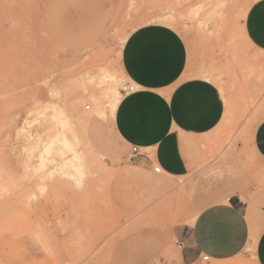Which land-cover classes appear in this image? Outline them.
Here are the masks:
<instances>
[{
  "label": "rangeland",
  "instance_id": "374dc122",
  "mask_svg": "<svg viewBox=\"0 0 264 264\" xmlns=\"http://www.w3.org/2000/svg\"><path fill=\"white\" fill-rule=\"evenodd\" d=\"M257 1L0 0V264H149L179 253L174 230L197 209L196 172L174 176L127 155L98 157L87 150L79 123L81 117L112 121L111 103L93 95L102 86L90 76L107 68L125 93L132 83L123 76L122 38L147 23L179 30L223 98L221 124L199 138L207 158L197 170L221 167L205 191L232 196L230 166L247 173L244 202L264 188V162L251 148L264 117V50L253 48L243 24ZM98 13L105 31L84 40L88 19ZM53 106L72 122L84 172H60L72 158L61 137L46 149L60 128ZM253 252L197 264H256Z\"/></svg>",
  "mask_w": 264,
  "mask_h": 264
},
{
  "label": "crops",
  "instance_id": "0c3cea01",
  "mask_svg": "<svg viewBox=\"0 0 264 264\" xmlns=\"http://www.w3.org/2000/svg\"><path fill=\"white\" fill-rule=\"evenodd\" d=\"M90 17L82 32L84 40L105 31L103 14ZM243 24L253 48L264 50V0L251 6ZM192 48L179 30L164 23L134 29L123 46L121 67L135 89L123 93L112 113L109 106L112 121L88 120L86 137L98 156H124L137 145L150 152L139 160L146 166L156 163L174 176L197 174L193 185L197 209L174 230L176 241L182 244L179 253L172 260L149 264H197L204 255L226 259L251 243L255 263L264 264V208L260 204L264 188L244 202L240 190H248L247 173L230 166L227 172L234 190L225 198L223 193L205 191L221 167L197 170L207 158L199 138L221 124L225 104L218 86L199 74L207 65L198 49L191 53ZM251 148L264 162V117L254 127ZM45 245L52 253V245L47 241Z\"/></svg>",
  "mask_w": 264,
  "mask_h": 264
},
{
  "label": "bare ground",
  "instance_id": "6f19581e",
  "mask_svg": "<svg viewBox=\"0 0 264 264\" xmlns=\"http://www.w3.org/2000/svg\"><path fill=\"white\" fill-rule=\"evenodd\" d=\"M202 6V5H201ZM200 6V7H201ZM204 6V5H203ZM202 8V7H201ZM176 9V8H175ZM200 11L199 9L194 10L193 12L197 15ZM173 12V11H172ZM143 16V15H142ZM165 16V15H164ZM163 15H153L151 16V18L153 20H162L165 21V19L169 20V16L164 17ZM148 22V21H147ZM188 24V23H187ZM145 25V24H144ZM166 25V24H165ZM181 25V24H180ZM181 26H184L183 23ZM190 26V25H188ZM171 27V26H170ZM178 28V27H177ZM136 29V28H135ZM134 30V29H133ZM130 33L125 34L122 38V46H124L127 38L129 37ZM121 55H122V51H121ZM199 74L201 75H207L206 71H200ZM209 75V74H208ZM123 76L125 78H127V76L125 75V73H123ZM211 76V75H210ZM92 77L94 80L95 78L97 79L96 82L99 86H102L101 89L98 90H93V95L98 96L100 99H104L106 98L110 103V111L111 113L116 109L118 103L120 102L123 93L119 90L118 87V83H119V79L115 76L114 73H112L110 70H108L107 68L104 69V71L102 72V74H98L97 77L96 76H90ZM90 89L85 88L84 91L85 92H89ZM92 91V89H91ZM91 96V94H90ZM98 98V99H99ZM262 106V105H261ZM88 107V105L86 106ZM90 108V106H89ZM100 112V111H99ZM61 114H64V111H60L56 106L52 107V111H51V119L53 122L58 124V127L60 126L59 130L56 131V133H53V135L50 137L51 140H49L48 145L46 146V149H50L52 147V144H55L54 142L57 141V138L61 137V141L65 144V147L68 148L69 150H71L72 152V158L70 160H67L66 162H64L63 164H61L60 166V172L64 175H74L73 173H70L68 171V168L70 167H76L77 170H81L82 172L84 169V162H83V156L81 155V153L79 152V150L77 149V145L75 144L76 142L73 141L74 138H77V135L73 137V133H72V122L67 118V117H62ZM98 114V113H97ZM104 114V113H103ZM100 115V114H99ZM47 117V116H46ZM80 120V125L84 128V132L86 135V127H87V122H88V118L85 117H81ZM80 127V126H79ZM51 130L52 126H47V129ZM22 129V128H21ZM23 130V129H22ZM87 138V137H86ZM60 141V140H59ZM47 142V141H46ZM75 142V143H74ZM58 143V142H57ZM60 143V142H59ZM81 143V142H79ZM86 144L88 145L87 150H89L90 152H92L94 155L98 156L95 152L93 151L92 148L89 145V142L87 140ZM81 145V144H80ZM60 146V145H59ZM79 147V145H78ZM81 149V148H80ZM60 150V149H59ZM47 152V151H46ZM45 152V153H46ZM52 154V153H51ZM53 155V154H52ZM48 157V156H47ZM99 157V156H98ZM77 161V162H76ZM56 164V163H55ZM53 172V171H51ZM261 173L264 174V171H262ZM264 179V178H263ZM254 244H249L247 246V249L249 251H254Z\"/></svg>",
  "mask_w": 264,
  "mask_h": 264
},
{
  "label": "built area",
  "instance_id": "2783aa9c",
  "mask_svg": "<svg viewBox=\"0 0 264 264\" xmlns=\"http://www.w3.org/2000/svg\"><path fill=\"white\" fill-rule=\"evenodd\" d=\"M135 89V85L132 84V85H128L127 87H125V93L126 92H129V91H132ZM89 108V106L87 107ZM146 154H150L149 151L147 150H142L141 147L137 146V145H134L132 146V149L131 151L127 154V159L130 161V162H138L140 160V158L143 156V155H146ZM153 171L156 172V173H161L163 171L162 167L158 164H155L153 166ZM177 245L179 248L182 247V244L178 241H176ZM210 259V256L209 255H204L202 257V260L203 261H207Z\"/></svg>",
  "mask_w": 264,
  "mask_h": 264
}]
</instances>
